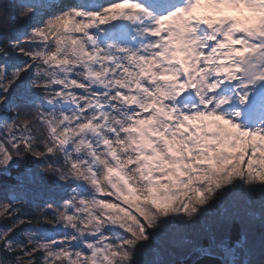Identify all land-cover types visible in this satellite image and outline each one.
Instances as JSON below:
<instances>
[{
  "label": "snow or ice",
  "instance_id": "1",
  "mask_svg": "<svg viewBox=\"0 0 264 264\" xmlns=\"http://www.w3.org/2000/svg\"><path fill=\"white\" fill-rule=\"evenodd\" d=\"M0 264H264V0H0Z\"/></svg>",
  "mask_w": 264,
  "mask_h": 264
}]
</instances>
